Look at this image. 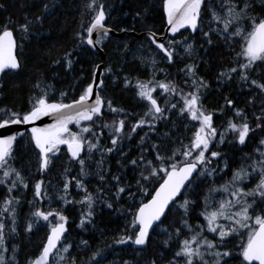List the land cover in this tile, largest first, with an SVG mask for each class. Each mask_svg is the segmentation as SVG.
I'll list each match as a JSON object with an SVG mask.
<instances>
[{
  "label": "snow or ice",
  "instance_id": "obj_1",
  "mask_svg": "<svg viewBox=\"0 0 264 264\" xmlns=\"http://www.w3.org/2000/svg\"><path fill=\"white\" fill-rule=\"evenodd\" d=\"M254 2L255 0H216V3L212 0H163V10L173 39L168 40L166 44L159 43L155 32L151 30H149L148 39L164 54L167 62L172 64L175 62V57L180 55L177 51L180 47L188 57H191L196 51V43H199L200 47H212L214 35L223 39L228 45L232 37H241L244 43L236 54V66L222 70L218 79L231 80L233 74L239 75L242 86L252 93L247 102L248 106L255 107L257 101L259 102V112L252 113L255 127L250 122L245 109L237 108L234 101L229 98H226V104L223 107L231 109L233 115L219 127L214 124V113L204 109L201 102L202 90L208 87V83L197 76L195 60L179 70L187 77L184 84L188 91L174 80L155 79L156 71H164V69L156 68L157 62L154 58L150 61L153 75L151 80L137 79L133 84L131 79L124 77L125 88L130 86L135 88L140 100L147 102L144 115L132 124L130 130L126 129L130 114L125 113L122 108L115 107L111 100L105 101L99 91H94L103 86L102 80L96 83L95 71L93 83L84 87L79 98L73 99L71 103L63 102L67 95L65 92H61V99L57 100L50 94L53 91L52 86L38 79L33 86L34 92L29 98L30 107L27 111L20 113L7 108L0 109L3 113V116H0V129H6L11 125L33 124L45 116L53 117L52 124L43 128H30L31 143L34 149L38 150L41 172L48 169L60 145L67 146L70 162L79 164L80 172L77 176L67 177L70 170L65 169L66 178L62 194L56 197L64 206L86 205V210L81 213L78 227L85 228L87 224L92 223L94 206L98 201L108 209H113L115 201L123 199L122 194L127 193L128 197L134 201L137 193H147L151 198L146 203L141 202L136 209L132 220V234L119 236L115 243H131L138 246V250H142L151 238L150 230L155 231L156 227L164 224L163 218H166L169 212H175L180 214L179 226L172 225L174 233L169 232L167 227L161 228V233H167L168 236L162 241L163 247L170 248L173 234L179 239L187 230L191 235L179 240L178 249L172 254V258L166 261V264H209L207 257L212 258V264H229V260L233 259L240 260V264H264V208L260 207L264 204V136L259 139L253 154H244L241 166L232 172L231 180L219 187L208 188V193L204 195L203 210L197 214L198 217H203V224L198 223L193 226L190 223L192 213L199 205L197 199L189 198L199 197L201 183L216 177L218 173H225V170L230 167L229 160L219 150L220 145L227 143L232 147L246 146L258 130L264 132V16L252 14ZM205 4H208V11L211 14L206 30L200 27ZM0 7L3 6L0 5ZM261 7L264 8V0H261ZM84 8L86 12H82V17L87 13L91 15L86 26L85 21L81 20V31L76 32L75 36L80 44L95 48L112 31L105 24L108 6L102 0H88ZM48 12L49 4L44 3L42 14L37 15L35 20L25 17V22L15 29L10 27L13 24L10 19L0 24V74L16 72L22 68L15 51L17 42L14 32L19 31L27 36L36 25L42 27L43 13ZM139 15L137 13V16ZM188 28H191L193 33L200 31L199 40L195 36L184 37L181 40L174 38L181 29ZM119 30L128 31L126 28ZM82 33L87 35L84 36ZM94 33L95 38H93ZM125 47L127 48V45ZM72 56V52H67L52 63L60 64L63 61L66 68L71 69ZM105 72L111 73L112 68L106 67ZM157 88L162 90V96H168L163 106L153 95ZM175 97L179 99L173 103L172 100ZM105 106L107 112L117 117L123 114V118L113 119L111 123H98V121H104L107 114ZM177 108L180 117L197 121L199 126L196 127L188 144L181 141V146L173 149L170 155L162 154V143L164 138L169 137V132L161 134L159 142L151 143H149V133L158 134V124L168 121L170 113ZM82 122L91 123L82 125ZM69 124H75L79 131H71ZM145 126L148 132L140 136L139 153L130 158V154L123 150V142L125 139H133L137 129L142 130ZM96 127L101 129L100 133L94 130ZM104 129L109 130L111 146L101 144ZM229 136L232 138L229 139ZM16 140V135L0 134V186L7 189V196L0 202V264H14L16 248H11V257L6 255L9 252L6 241L17 232V206L20 200L13 193L21 188L29 187L21 172L10 163ZM213 144L217 145V150H212ZM85 150L86 158L81 155ZM94 152H98L101 159L96 162L97 172L95 173L99 186L95 192H92L85 183V178L90 175L87 161L93 158ZM114 152L121 154L122 158L117 161L121 168H130L137 174L133 176L135 192L132 191L133 185L130 181H125L120 174H112L103 168L106 155ZM221 162H223V168L220 167ZM256 176L259 179L255 186L245 190V183ZM73 182L78 194L83 193L80 200L73 199L69 192ZM149 185L153 186L152 192H147ZM217 192L224 193V198L219 201L213 200L212 194ZM33 196L34 200L29 201V205L34 210L30 212L31 219L25 231L31 232L34 226H39L40 221L48 222L49 231L39 255L30 260L29 264H61V261L65 260V256L61 253L71 255L72 245L62 244L68 231L66 228L68 217L63 214L64 208L43 210L35 206V201L49 198L43 180L34 184ZM181 196L184 197L182 201ZM50 217L54 218L55 223L50 221ZM205 231L213 234V239H208L204 235ZM245 233L246 240L238 246V253L234 254L229 247L228 238L234 235L243 238ZM87 245L88 241H80L79 246L87 247ZM97 255L98 253H94L90 259L95 261ZM55 257L59 259L54 260ZM161 259H164L163 253H161ZM71 264H76L75 258L72 259ZM96 264H99V261H96ZM124 264H128V261H124ZM150 264H157V261L153 260Z\"/></svg>",
  "mask_w": 264,
  "mask_h": 264
},
{
  "label": "trees",
  "instance_id": "obj_2",
  "mask_svg": "<svg viewBox=\"0 0 264 264\" xmlns=\"http://www.w3.org/2000/svg\"><path fill=\"white\" fill-rule=\"evenodd\" d=\"M88 0H0V24L6 23L9 19L13 21L10 25L12 28H17L19 24L25 22V17L35 20L37 15L42 14L44 3L49 4V12L43 13L44 19L42 27L36 25L32 32L24 36L19 31L14 32V38L17 42L16 54L22 64V68L16 72H9L0 75V109H10L12 111L23 113L30 107L29 98L33 95V86L37 80H43L45 84H50L53 91L50 93L57 100L61 99L60 93L65 92L63 102L74 99L81 94V91L92 80L93 72L96 65L100 62L99 55L92 50L87 44H80L75 36V33L81 31V20L86 23L91 13H87L82 17V12H86L84 5ZM107 8V16L105 24L118 30L126 28L128 31L135 29L134 32L153 31L161 33L165 25L163 0H102ZM216 3V0H212ZM208 4H205L202 11V20L200 27L207 29L210 20V12ZM219 10V9H217ZM137 13L140 15L137 16ZM253 15L259 14L264 16V8L261 7V0H255ZM250 30V28H248ZM133 31V30H132ZM86 36V33H82ZM200 31L190 33L187 30H181L175 34L176 40H181L184 37L195 36L197 40L200 38ZM170 39H173L171 37ZM169 39V40H170ZM214 45L212 47H200L196 43V51L191 57H188L183 48L177 49L180 55L175 57V62L169 64L164 54L159 51L151 43L146 34L136 37L127 32L122 37L108 36L98 44L104 51V62L102 65L103 86L98 89L100 95L107 100H111L117 108H122L125 113L130 114L126 129L131 128L144 112L147 110V103L141 101L136 95V90L133 87L125 88L124 77L127 76L133 81L137 79L148 81L153 78L151 70V59L156 60V68L164 69L157 70L155 79L157 80H174L185 91L189 89L184 84L187 79L183 73L179 72L186 64L192 63L193 60L197 63V76L202 77L208 83V87L202 90L201 102L209 112L214 113V124L219 127L225 124L228 117L233 115L231 109L224 108L226 98L232 99L237 108L245 109L249 116V120L255 127V121L252 113L259 112V102L255 107L248 106V100L252 93L242 86L238 74H233V78L218 79L222 70H227L229 67L236 66V54L241 50V45L244 43L241 37H232L230 45L220 37L213 36ZM190 42L192 40L190 39ZM165 44L167 41L164 42ZM79 45V46H78ZM127 45V48L125 47ZM72 52L73 64L71 69L66 68L63 61L60 64H54L53 61L64 56L65 53ZM183 57V59H181ZM142 60L149 61L142 63ZM106 67H111L112 72H105ZM158 103L162 106L168 96H162L161 89H158ZM179 98H173L175 103ZM105 111L107 112L106 106ZM179 109L173 110L170 113V119L158 124L159 133H149V143L159 142L160 135L169 132V137L164 138L162 143V154L170 155L173 149L181 146V141L188 144L192 138L196 127L199 126L197 121H191L178 115ZM0 116L3 113L0 112ZM123 118V114L118 117L107 112L104 121L98 123H111L113 119ZM91 122L82 125L90 124ZM78 127L71 124L69 129L73 132H78ZM97 133L101 132L99 127L94 129ZM148 128L145 126L142 130L137 129V133L133 134V139H125L123 142V150L135 157L139 153V139ZM88 135V134H85ZM264 132L257 131L252 138L247 142L246 146L236 145L235 147L225 143L219 146V150L225 154V157L230 162V167L225 170V173H218L216 177L209 178L201 183L199 197H189L197 199L198 205L192 213L190 223L195 226L198 223L203 224V217H198V213L203 210L204 195L208 193L209 187H219L221 184L231 180L232 172L239 168L242 163V157L245 153L253 154L254 148L258 144ZM232 137L229 136V139ZM218 140V137H217ZM102 146H111L109 140V130L104 129L101 137ZM212 150H217V145L213 144ZM82 157H87V151H84ZM119 152L108 153L104 158L103 168L110 171L112 174H120L125 181H130L133 185L132 191H136L134 175L130 168H121L117 163L120 160ZM101 159L98 152L93 153V158L87 161V168L90 173L85 178L90 191L95 192L99 186V180L95 173L97 172L96 162ZM12 167L19 170L25 181L28 183V188H21L20 204L17 209H34L29 205V201L34 200L33 188L36 181L43 180L45 183V191L49 198L43 201H35V206L42 209H58L64 208V215L68 217L67 233L62 241V244H71V255L61 253L65 256V260L61 264H71L73 258L76 264H124V261L130 264H150L151 261H157V264H166L167 260L172 258V254L178 249L180 239H184L191 234L185 230L179 239L173 234L170 241V248L165 249L162 241L167 239V233H161L162 227H167L169 232L174 233L172 227L175 224L179 226L180 214L169 212L164 219V224L151 231V238L142 250L134 247L133 244H117L115 240L124 234H132V220L134 213L141 201L145 200L149 195L147 193H137L135 200L128 197L127 193L122 194L123 199L115 201L113 209H108L99 201L94 206V216L92 223H89L85 228L78 227L82 211L86 210V205L72 204L64 206L56 197L62 194L59 190L63 186L65 180V169L70 171L67 177L77 176L80 172V166L76 162H70L68 151L63 147H59V151L52 157L48 169L44 172L39 170L38 150L34 149L31 143L29 133H24L17 137L13 147V155L10 161ZM215 163V162H214ZM223 168V162L220 163ZM110 179V177H109ZM259 177L256 176L245 183V190L255 186ZM213 180L215 181L213 183ZM153 186L149 185L147 192H152ZM53 191L54 193H49ZM114 191V189H113ZM16 192V191H15ZM14 192V193H15ZM23 192V193H22ZM71 197L75 200H80L83 193H79L73 182L69 188ZM7 196V189L0 186V202ZM15 196V194H14ZM225 194L217 192L212 194V199L219 201L224 198ZM183 196L180 197L182 201ZM134 205V206H133ZM264 208V204L260 205ZM18 215L22 213L18 211ZM28 220L24 217L18 220L16 227L17 232L14 236L6 241V246L9 248L8 254L12 256L11 248H16L14 264H28V262L37 254L48 228L46 223L40 222L38 229H33L30 233L25 231ZM208 239H213V234L204 232ZM239 235L229 237V247L232 248L234 254L238 253L240 239H244ZM81 240L88 241L87 247L79 246ZM246 240V238H245ZM94 253H98L96 260L90 258ZM163 253L164 259H161ZM55 257L54 260H58ZM209 264H212V258L207 257ZM229 264H240V260H229Z\"/></svg>",
  "mask_w": 264,
  "mask_h": 264
},
{
  "label": "water",
  "instance_id": "obj_3",
  "mask_svg": "<svg viewBox=\"0 0 264 264\" xmlns=\"http://www.w3.org/2000/svg\"><path fill=\"white\" fill-rule=\"evenodd\" d=\"M165 15V13H164ZM165 17V25L162 29V32L161 33H155L156 34V39H157V42L159 43H162L164 40H166L169 36H172L173 34L169 31L168 29V24H167V17L166 15L164 16ZM107 26V25H106ZM108 28H111L112 31L109 33V36H117V37H122L124 34H126L127 32L135 35L136 37H140L141 35L143 34H146L148 35L149 31H141L139 33H136L134 31H118L110 26H107ZM191 32H192V29L191 28H188ZM182 30V29H181ZM93 38H95V33L93 34ZM89 46V45H88ZM92 50H94L100 57V62L96 65V66H99L98 68L95 67L94 71L96 73L95 75V81L96 83H99L101 81V74H102V65H103V62H104V58H105V55H104V51L102 50V48L99 46V45H96L95 48L89 46ZM1 75V74H0ZM93 79L94 77L92 76V80L90 81V83H93ZM94 91H98V89H95ZM80 96V95H79ZM79 96L75 99H78ZM73 101L70 100V101H67V102H64V103H71ZM54 122V119L52 116H45V117H42L40 120L34 122L33 124H29V125H11L9 126L8 128L6 129H0V134L2 135H19V134H22L23 132H25L26 130L31 134L30 132V128L31 127H40V128H43L45 127L46 125H49V124H52ZM66 146V145H65ZM67 147V146H66ZM158 186V185H156ZM151 198V196H149L145 201L143 202H147V200H149ZM138 230V228H137ZM151 232V230H150ZM48 235V234H47ZM47 238V236H46ZM45 238V240H46ZM135 246V245H134ZM138 248V246H135ZM39 255V254H38ZM37 255V256H38Z\"/></svg>",
  "mask_w": 264,
  "mask_h": 264
},
{
  "label": "flooded vegetation",
  "instance_id": "obj_4",
  "mask_svg": "<svg viewBox=\"0 0 264 264\" xmlns=\"http://www.w3.org/2000/svg\"><path fill=\"white\" fill-rule=\"evenodd\" d=\"M40 181V180H39ZM37 182V181H36ZM35 182V183H36ZM63 183H64V181H63ZM62 189H63V186H62V188L59 190L60 192H62ZM20 192H21V190H17L15 193H13V195L15 194V196L16 197H20ZM23 193V192H22ZM49 193H54L53 191H50ZM20 210V212L22 213V215L21 216H19L18 215V211ZM43 210H48V209H43ZM30 212H31V209H19V207H18V209H17V218H16V224H17V222H18V220H20L21 218H25L26 220H28V223H29V221H30V219H31V217H30ZM63 214H64V212H63ZM50 221L52 222V223H55V220H54V218H52V217H50ZM40 222H43V223H46L45 224V226L48 228V222H45V221H40ZM40 222H39V224H40ZM38 226H34L33 227V229H38L37 228ZM18 230V229H17ZM28 233H30V232H28ZM16 234V233H15ZM47 234V233H46ZM46 236V235H45Z\"/></svg>",
  "mask_w": 264,
  "mask_h": 264
},
{
  "label": "rangeland",
  "instance_id": "obj_5",
  "mask_svg": "<svg viewBox=\"0 0 264 264\" xmlns=\"http://www.w3.org/2000/svg\"><path fill=\"white\" fill-rule=\"evenodd\" d=\"M76 130L79 131V128H77ZM221 223H225V222L224 221H221ZM244 237L246 238V233H245ZM245 238L244 239H240L239 242L242 243L245 240ZM128 264H130V262H128Z\"/></svg>",
  "mask_w": 264,
  "mask_h": 264
}]
</instances>
